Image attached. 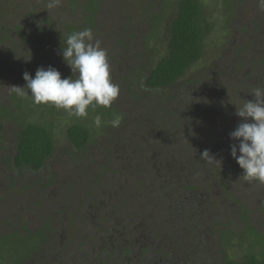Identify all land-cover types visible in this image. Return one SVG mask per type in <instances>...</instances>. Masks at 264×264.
Returning <instances> with one entry per match:
<instances>
[{
	"label": "rangeland",
	"instance_id": "374dc122",
	"mask_svg": "<svg viewBox=\"0 0 264 264\" xmlns=\"http://www.w3.org/2000/svg\"><path fill=\"white\" fill-rule=\"evenodd\" d=\"M118 1L126 12L140 11L139 9L142 8L139 2L143 1L147 4L152 1L158 7H166L168 16L174 15L178 3L181 2V0ZM5 2L8 3L5 0L4 4ZM200 2L204 8L201 19L205 30L204 55L202 60L188 72L181 84L192 80L195 87L201 89L198 94L202 96L203 92L209 95V86L211 88L217 86L214 83L213 74L218 68L225 70L232 64L235 66L236 63L232 59L240 43L243 42L248 47H252V35L245 39L244 35L247 34H244L246 32L244 27H250L247 31L257 34L256 42L264 40L262 30L264 16L254 19L258 0H200ZM29 3L33 4L29 0L25 4ZM67 3L68 0H60L61 5L68 6ZM23 4L22 2L15 4L13 1L7 4L8 16L3 19L8 18L12 21L2 23L14 26L21 19L26 20L25 14L30 7L29 5L26 8L18 7ZM3 10L5 9L1 8L0 12L7 14ZM165 24L162 22L157 27H153L152 38L145 40L148 49L154 51L147 60H144L152 64L149 70L168 54L169 32ZM3 29L5 30V26H0V31ZM256 29L257 32H255ZM148 34L150 33L147 32L146 36ZM253 54L255 55L254 50ZM126 56L123 71L130 72L131 67L139 61L132 62L127 54ZM251 57H253L251 53L245 52L242 63L237 67L243 66ZM143 64L145 62L140 65ZM256 70L257 68L252 69L248 64L242 77L250 75L251 72L255 73ZM20 72L21 70L16 69V77L9 76L12 80L6 76L0 77V128L2 126L5 129V132L1 133L7 145V149L2 153L6 159L0 160V264H79L80 261L82 264H91V262L100 264L99 260L101 264H121L120 260L126 256L132 261L130 264H144V262L147 264H193L196 258H204L202 251L206 242H209L205 247L207 252V250L219 248L223 238L217 234L216 238L211 237L212 241L196 243L193 241L196 236L190 233V229L195 222L196 227L204 228L207 226V221L211 224L214 219L220 220L218 222L220 230L237 233L225 250L228 260L242 262L249 254L260 256L261 245L247 229L250 231L256 229L258 234L264 233V185L255 181L246 182L242 177V170V172L234 173L228 181L223 182L215 178L208 192L203 187L206 181L197 178L199 175L191 172V176L185 175L186 178L177 179L181 185L177 186L176 190L179 191L181 188V192L187 196L176 194L177 197L173 200L182 201L181 197L185 198L184 200H190L192 206L189 207L199 208L202 215L204 211L209 210L208 218L203 216L201 219H194V222L188 214L175 210L166 218L172 222L173 229H171L170 223L163 222L166 214L160 212L156 204L153 211L150 206L151 200L157 198L153 193L157 190L153 183L161 178L169 179L164 177L162 169H165L167 165L172 172L179 171L174 161V165L170 164L172 159H167L165 151H158L156 155L151 154V157H147L141 163L142 168L146 170L152 166L156 167L157 164L154 171H157L161 178L157 181L158 178L155 176L153 178L147 176V181L144 180L143 184H138L142 185L139 190L134 188V184H137L136 181L139 179L136 177L138 170L136 166L134 167V155L129 151L134 146V129L143 124L145 129L142 136L148 135L151 139L159 140L156 135L160 120L150 115L147 118L142 116L139 105L143 101L127 98V91L120 90L118 98L112 105L116 109L118 107L117 112L124 115L125 119L133 117L134 120L132 118L133 125L128 124L123 127L120 125L113 128L107 115H114V112L109 108L89 107L87 117L77 119L69 117L63 109L45 104L34 105L30 97L17 95L12 86L23 88L26 85ZM145 72L143 71L142 76L137 75L139 82L134 87L135 91H139L141 95H144V92L141 91L140 80L146 77ZM258 72L264 74V66L259 68ZM215 78L221 81L220 77ZM252 78L254 77L250 79ZM261 80L264 81V77ZM206 83L209 86L205 85ZM151 94L153 98L158 95L156 91ZM144 104L147 108L148 103L144 101ZM225 104L228 106L227 110L232 106L230 102ZM97 115H100L102 119V126L99 128L93 123ZM223 117L228 119V116ZM29 124L47 127L52 132L55 142V156L42 172H34L31 169L19 170L14 166L18 141L15 131L22 125ZM78 124L87 125L92 133L90 145L84 150L75 149L68 138V130ZM201 125L202 123L198 127ZM204 128L203 124L198 131L199 134L187 132L182 137H178V140L175 138L167 140L177 141L170 155L185 160L190 171L196 170L201 173L194 161L196 153L194 147L198 145L202 136L207 138L203 132ZM118 138L121 139L118 140ZM180 147L183 149L181 150ZM230 152V148L215 147L211 151L212 159L225 161L230 159ZM200 164L198 166H202V163ZM202 167L203 171H206L207 168ZM1 170L6 176L2 175ZM102 172L107 174L104 178L106 181L99 183L98 175ZM115 175H118L117 186L112 185ZM159 175L156 174V176ZM195 179L199 181L195 182ZM108 180L111 181L107 182ZM12 182H15L13 187ZM23 184H31L32 191H25V194L19 192ZM183 184L188 187H184ZM98 185L102 186L98 187ZM106 192H108L107 199L110 195L118 199V205L111 206L110 214L107 212L108 208L104 210L97 203L105 198L101 196H104ZM191 196L195 197L191 198ZM204 196L209 199L205 205L201 201ZM200 203L202 205L198 207ZM114 205H117V213L113 212ZM87 211L89 217L86 219ZM99 212H102L101 215ZM102 215L107 219L109 215L112 216L109 218L111 223L99 224ZM84 217L86 221L81 223ZM203 219L206 222L202 221ZM188 221L189 228L185 231L181 226L186 225ZM18 232L20 234H15ZM147 232L149 236H146ZM158 232L162 237H158ZM131 249H133L132 254L127 251ZM218 260H220L219 264H222L221 256Z\"/></svg>",
	"mask_w": 264,
	"mask_h": 264
},
{
	"label": "trees",
	"instance_id": "16d2710c",
	"mask_svg": "<svg viewBox=\"0 0 264 264\" xmlns=\"http://www.w3.org/2000/svg\"><path fill=\"white\" fill-rule=\"evenodd\" d=\"M47 2L48 0H31L33 4L30 5L29 3L30 9H28V12L25 14L27 15L26 20L21 21V19L14 26H10L8 23L6 25L0 23L1 27L5 26V30L3 29L0 31V77L6 76L8 79L12 80L9 76H15L16 69L21 70L20 75L28 72L32 77H35L37 69L41 66L45 69H47L48 66L56 68L61 73L62 79L72 77L73 73L71 68L62 57V48L66 46L65 41L67 35L85 28H91L94 40L97 37L98 39H108V43L114 49L112 51L113 58L119 55L120 60L123 62L127 54L132 62L139 61L135 66L131 67L130 72H123L121 75H117L118 71H114L113 68H110L111 78L115 80L112 81L119 85L120 90L127 91V98L130 97L132 100L143 101V103L139 105L143 117L147 118V116L150 115L160 120L158 133L156 135L159 137L158 141L154 138L151 139L148 135L142 136L143 130L145 129L143 124L136 126L134 129V146L129 150L134 155V167L136 166L138 170V175L136 177L139 179L136 181L137 184H134V188L136 187L137 190H139L142 185L138 184H143L144 180L147 181V176L152 178L155 176L158 178L157 181L161 178V175H159L157 171H154L157 164L156 167L154 166L153 168L152 166V168L146 170V168H142L141 163H143L147 157H151V154L156 155L155 153L158 151H165L168 156L167 159H172L170 164L174 165L175 163V165L179 167V171L172 172L167 168V165L165 169H162L164 177H169V179L164 180L161 178L158 182L153 183L154 187L157 189L154 190L153 193L157 198L151 200L152 203L150 206L152 211L156 204L157 209L160 208V212L162 211L166 214V217L164 216L163 218V222L170 223L171 229H173L172 222L168 221L166 218L175 210L188 214L194 222V219L198 220L203 216L208 218L207 213L210 211H204L202 215L199 208L189 207L192 206L190 200H184L185 198L183 197H181L183 199L182 201L173 200L177 197L176 194L187 196L181 192V188L179 191L176 190V187L181 185L177 182V179L186 178L185 175L191 176L192 172L195 175H199L197 178L206 181L203 187L209 192V186L215 178L221 179L224 182L229 179L231 180L234 173L242 172V169L232 156H230V159L228 158L222 162L217 160L221 162L220 164L212 159L213 155L211 151L218 146L229 149L230 144L236 143V141L231 140L229 137V133L235 130L238 124L243 120V118L235 114L236 108L241 106L245 100L254 99L251 93L254 89H264V81L261 80L264 74L258 72V69L264 66V40L256 42L255 37L257 34L251 31L248 32L247 29H250V27H244V30H246L244 34H247L244 35L245 39L252 35V47H248L243 42L240 43L237 49H235V57L233 58L235 60L232 59L237 65L235 64L234 66L232 64L225 70L223 68H218L213 74V80L217 86L211 88L209 84L206 83L205 85L209 86V95L203 92L202 96H200L198 93L201 89L195 87L192 80L181 84L188 72L202 60L204 55L203 43L205 39V30L201 24L204 8L200 0H181V2L178 3L174 15L171 14L170 16H168L166 7H158L152 1L147 2V4L141 1L142 9H139L140 11L134 10V12L124 11L122 5H119L120 1L118 0H68V6L59 3L58 7L51 10L47 9ZM22 3L25 4L27 1ZM150 5L152 7L149 8L148 6ZM255 14L254 19H259V17L264 16V13L260 11L258 7L256 8ZM262 21V30L264 31V19H262ZM162 22L166 23L165 25L169 32L168 54L163 57L156 66L149 70V66H152V64L144 60H147L154 51L148 49L149 47L145 44L147 42H145V40L152 38L151 34L154 31L151 29L157 27L159 23ZM151 23L154 24V26H150L149 24ZM145 30L150 34L140 38L139 33H144ZM255 32H257V29ZM245 39H243V41ZM142 46H144V49H139ZM253 50L256 56L253 54ZM138 52H140V54ZM245 52L251 53L253 57L248 59L243 65L244 67H237L242 63ZM107 59L109 60L108 55ZM142 62H145V64L140 65ZM247 63L252 69L257 68V70L255 73L251 72L250 75L243 78L242 76L245 74V68L248 66ZM142 69L144 72L146 69L145 73L147 74L145 78L143 77V79L140 80L142 87L141 91L144 92V95L138 93L139 91L137 90L135 91L134 88L135 84L139 82L137 75H144L143 71H141ZM215 77H220L221 81ZM251 77L254 78L250 79ZM73 78H75V76H73ZM154 91H156L158 95L153 98L151 97V93ZM144 101L148 103L147 108L145 107ZM228 102L232 103L229 110H227L228 106L225 104ZM111 107L109 109L114 112V115L121 114L117 112L118 107L117 109L114 105ZM97 108L104 109V107H96V109ZM114 115H107L110 121L113 119ZM223 116H228V119H225ZM122 117L121 127L133 123V117V120L131 117L130 119H125L124 115H122ZM201 123L205 125L203 132H205L204 135L207 138L202 136L198 145L194 147L196 151L194 161L197 163L196 168L201 170L203 175L196 170L190 171L185 160L177 156L172 157L170 152L176 147L177 141H167L174 138L178 140V137H182L187 132L199 134L198 131L202 125L200 127L198 126ZM1 132H5L2 126L0 128V160L4 161L6 157H3L2 153L7 149V145ZM16 134L18 140L14 157V166L16 169H31L34 172L44 171L48 162L55 156L56 152L52 132L47 127L29 124L22 125L19 130L15 131V135ZM91 135V130L87 125H74L68 130V138L77 150H84L90 145ZM120 139L121 138H118V140ZM180 149L182 150L183 148L180 147ZM205 151H208L209 156H203ZM237 154L239 155V152ZM209 159H211V161ZM200 163L207 168L206 171H203L202 166H198L201 165ZM1 173L3 176H6L2 170ZM156 174L159 176H156ZM117 176L118 175H115V179L112 180V185L115 184V186H117L119 183L117 182ZM98 177H100L98 181L101 183L106 181L104 178L107 177V174L102 172ZM110 181L111 180H108L107 182ZM197 181L199 180L195 179V182ZM14 183L15 182H12V187ZM100 186L102 185H98V187ZM183 186L188 187L186 184H183ZM30 188L33 189L31 184H23L19 188V192L25 194V191H32ZM195 189L199 188L195 187ZM107 194L108 192H106L104 196H101L105 198L97 203L101 208H104V210L108 208L107 212L110 214V212H112V209H110L111 206L113 204L118 205V199L111 195L107 199ZM194 197L195 196H191V198ZM206 197L207 196H204L202 200L200 199L203 201L202 203L204 205L207 204L209 200ZM122 200L124 201L123 198ZM120 203L122 202L120 201ZM202 203H200L198 207H201ZM117 205L113 206L114 213H117ZM207 206H209V204ZM88 213L87 211L85 216L86 219L89 217ZM101 213L102 212H99L100 215ZM85 217L81 223L86 221ZM109 218H112V216L109 215L107 219L102 215L99 224H110ZM189 221L186 225L182 224L181 226L185 231L189 228ZM202 221L206 222L205 219ZM219 221L220 220L217 221V219H214L211 224L207 221V226L204 228L199 226L196 227V222L192 225L193 227L190 229V233L196 236L193 239L196 243H205L206 240L212 241L211 237L216 238L217 234H220L222 236L221 238H223L220 246H218L219 248L207 250V252L205 247L209 242H206L204 244V250L202 251L204 258H196L193 264H219L220 260H218V257L220 256L223 260L222 264H264V233L258 234L256 229H252L251 231L247 229L249 233L252 232V235L257 239V243L261 245L260 256L249 254L242 262L230 261L225 255V250L235 236H237V233H227L225 229L220 230ZM148 233L149 232L146 233V236H149ZM15 234L18 235L20 232ZM158 234V237H162L159 232ZM243 236L246 237L244 233ZM127 251L128 253H133V249ZM126 257H122L123 260H120L121 264H130V262H132ZM97 260H95L96 263ZM99 263L101 264L100 260ZM79 264H82L81 261ZM144 264H147V262H144Z\"/></svg>",
	"mask_w": 264,
	"mask_h": 264
},
{
	"label": "clouds",
	"instance_id": "9594fccd",
	"mask_svg": "<svg viewBox=\"0 0 264 264\" xmlns=\"http://www.w3.org/2000/svg\"><path fill=\"white\" fill-rule=\"evenodd\" d=\"M59 3L60 0H48L46 7L55 9ZM258 8L264 12V0H258ZM65 45L62 57L75 78L62 79L56 68L41 66L34 78L25 72L26 85L12 86L13 90L21 97H30L34 105H51L77 119L86 118L89 107L110 108L120 94V87L112 81L107 51L99 40H94L92 29L67 35ZM251 93L254 99L245 100L236 108L235 114L243 120L229 133L230 139L236 141L230 144V154L243 170L246 182L264 185V89L256 88ZM122 119L121 114H115L109 123L116 128ZM93 123L101 127V116L97 115ZM204 155L209 156L208 151Z\"/></svg>",
	"mask_w": 264,
	"mask_h": 264
},
{
	"label": "flooded vegetation",
	"instance_id": "af4514ba",
	"mask_svg": "<svg viewBox=\"0 0 264 264\" xmlns=\"http://www.w3.org/2000/svg\"><path fill=\"white\" fill-rule=\"evenodd\" d=\"M4 1L5 0H0V9L2 8V9H5V10H3V12L4 11H6V13L7 14H2L1 12H0V23H2L3 21H6V22H11L12 20H8V18L7 19H3V17H7L8 16V11L6 10L7 8H6V5L7 4H9L11 1H13V2H15V4H16V2H24V1H27L28 2V0H6V1H8V3L7 2H5V4H4ZM29 1H31V0H29ZM7 3V4H6ZM140 4H141V2H139ZM29 5V4H28ZM27 4H23V5H19L18 7H20V6H22V7H27L28 6ZM21 21H24V20H21ZM14 22V21H13ZM12 22V23H13ZM150 26H154V24H149ZM156 25H158V24H156ZM146 31V30H145ZM147 32V31H146ZM146 32H145V34H141V33H139V35H140V38H142L144 35L146 36ZM95 40H99L100 42H101V47L102 48H104L106 51H107V55H108V58H109V60H108V62H109V64L111 65L110 66V68H113L114 69V71H118L117 72V75H121V74H123V67L125 66V64L123 63L124 62V60H123V62H122V60H120V58H119V55H116V57L115 58H113V55H112V51H113V47L112 46H110V44L108 43L109 42V40L108 39H106V38H102V39H98V37L97 38H95ZM129 68V67H128ZM125 73V72H124ZM132 250V249H131Z\"/></svg>",
	"mask_w": 264,
	"mask_h": 264
}]
</instances>
